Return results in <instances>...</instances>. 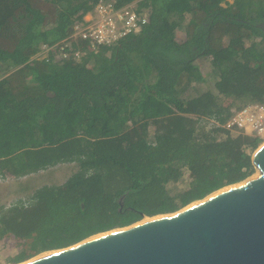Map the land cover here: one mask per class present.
Here are the masks:
<instances>
[{"label":"trees","instance_id":"1","mask_svg":"<svg viewBox=\"0 0 264 264\" xmlns=\"http://www.w3.org/2000/svg\"><path fill=\"white\" fill-rule=\"evenodd\" d=\"M98 1L0 0V171L76 167L61 184L0 203V239L40 235L41 251L65 247L142 213L176 211L254 171L260 140L223 124L237 103L264 104V0H103L132 3L148 20L77 59L56 49L33 58L85 25ZM203 56L213 88L181 98L206 81L195 63ZM185 172L191 179L174 192Z\"/></svg>","mask_w":264,"mask_h":264},{"label":"water","instance_id":"2","mask_svg":"<svg viewBox=\"0 0 264 264\" xmlns=\"http://www.w3.org/2000/svg\"><path fill=\"white\" fill-rule=\"evenodd\" d=\"M251 162L256 174L176 211L142 213L19 264H264V142Z\"/></svg>","mask_w":264,"mask_h":264},{"label":"built area","instance_id":"3","mask_svg":"<svg viewBox=\"0 0 264 264\" xmlns=\"http://www.w3.org/2000/svg\"><path fill=\"white\" fill-rule=\"evenodd\" d=\"M94 11L96 19L85 25H74L72 33L59 42L43 44L33 58H45L49 50L56 49L61 52V59L68 58V52L71 58L77 59L85 52L84 47L96 51L100 46H110L127 34L139 32L148 20V14L137 12L132 3L116 8L112 2L99 0ZM210 122L218 125L214 119ZM223 127L264 141V104L256 101L235 104ZM13 177L0 171V183L9 182ZM10 205L7 203L5 207Z\"/></svg>","mask_w":264,"mask_h":264},{"label":"rangeland","instance_id":"4","mask_svg":"<svg viewBox=\"0 0 264 264\" xmlns=\"http://www.w3.org/2000/svg\"><path fill=\"white\" fill-rule=\"evenodd\" d=\"M136 1L137 0H135L133 3H135ZM84 19L86 21L94 20V19H86V17H84ZM175 38L178 41H182L185 38V33L183 29H178L175 31ZM195 63L200 68L206 81L200 83H194L184 94L181 95V98H185L188 95H194L197 92L196 89H199L197 92L199 93L200 91L213 88V83L215 79L213 77L210 67L212 64L211 58L208 56L199 57L196 59ZM226 101L229 102L230 100L227 99ZM147 137L149 141H153L152 128H149L147 130ZM263 142L264 141L260 142V144H262ZM75 170L76 167H74L72 163H69L67 168L64 167V170H62V172H60V175L57 176H56L57 174L56 171H49L47 173L40 175L20 176L18 178L13 177V179H11L9 182L0 183V203L7 204L16 201L18 199H23V197L24 196L26 197V195L29 194L33 190V188H38L43 185L61 184ZM254 174H256L255 168L251 175ZM191 177L192 176L189 174V172H185L182 180L176 186L173 187V191L176 192L185 188ZM20 185L29 186V189L26 192H22L21 191L22 188L20 187ZM9 189H11V193L8 192ZM7 193L9 194L6 196ZM11 196L13 197L10 198ZM40 240H41L40 235H33L27 238H17L12 234L7 233L2 239H0V264H16V263L18 264L39 255L40 253L44 252L39 250Z\"/></svg>","mask_w":264,"mask_h":264},{"label":"crops","instance_id":"5","mask_svg":"<svg viewBox=\"0 0 264 264\" xmlns=\"http://www.w3.org/2000/svg\"><path fill=\"white\" fill-rule=\"evenodd\" d=\"M231 1H232V0H231ZM231 1H230V2H231ZM85 17H86V19H96L97 14H96V12L93 13V14H92V13H88ZM64 165H65V164H64ZM59 168H60V169H57V170H56V173H57L56 176H57V175H60V172H62V170H64V167H59ZM40 172L42 173V171H40ZM40 172H38V173H40ZM33 189H34V188H33ZM13 196H14V195H13ZM13 196H11L10 198H12ZM10 198H9V199H10Z\"/></svg>","mask_w":264,"mask_h":264},{"label":"bare ground","instance_id":"6","mask_svg":"<svg viewBox=\"0 0 264 264\" xmlns=\"http://www.w3.org/2000/svg\"><path fill=\"white\" fill-rule=\"evenodd\" d=\"M43 253H47V252H43ZM34 258V257H33ZM32 259V258H31ZM17 264V263H16ZM19 264V263H18Z\"/></svg>","mask_w":264,"mask_h":264}]
</instances>
